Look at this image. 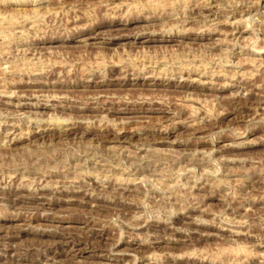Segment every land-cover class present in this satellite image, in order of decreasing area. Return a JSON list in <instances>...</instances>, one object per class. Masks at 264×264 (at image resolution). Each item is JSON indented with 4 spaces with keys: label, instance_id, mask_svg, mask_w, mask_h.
<instances>
[{
    "label": "rangeland",
    "instance_id": "1",
    "mask_svg": "<svg viewBox=\"0 0 264 264\" xmlns=\"http://www.w3.org/2000/svg\"><path fill=\"white\" fill-rule=\"evenodd\" d=\"M0 264H264V0H0Z\"/></svg>",
    "mask_w": 264,
    "mask_h": 264
},
{
    "label": "bare ground",
    "instance_id": "2",
    "mask_svg": "<svg viewBox=\"0 0 264 264\" xmlns=\"http://www.w3.org/2000/svg\"><path fill=\"white\" fill-rule=\"evenodd\" d=\"M210 3V2H209ZM166 36V35H165ZM176 36H177V34H175V35H172L171 36V38L170 39H168L167 37H164V38H156L155 37V35H148V36H144V35H142V36H140L139 37V41H141V40H143V39H146V40H143L142 42L143 43H148V42H152V41H165V42H170V41H176L177 39H176ZM192 69V68H191ZM181 70V69H180ZM161 71V70H160ZM173 71V70H172ZM191 72H192V70H190ZM194 71V70H193ZM188 73V72H187ZM164 74V73H163ZM150 78V77H149ZM171 79V78H170ZM169 79V80H170ZM136 84H142L140 81H138ZM155 85H163V84H160L159 82H155L154 83ZM171 83H169L168 85H170ZM127 108V107H126ZM238 108V107H237ZM142 110V109H141ZM239 111H240V109H239ZM56 127H58V126H56ZM59 129V128H58ZM32 134V133H31Z\"/></svg>",
    "mask_w": 264,
    "mask_h": 264
}]
</instances>
